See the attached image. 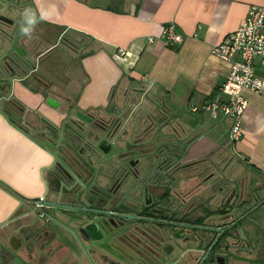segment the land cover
<instances>
[{
    "label": "crops",
    "instance_id": "1",
    "mask_svg": "<svg viewBox=\"0 0 264 264\" xmlns=\"http://www.w3.org/2000/svg\"><path fill=\"white\" fill-rule=\"evenodd\" d=\"M261 4L264 0H5L0 56L14 45L18 53L11 58L20 55L30 67L13 69L8 60L6 73L0 72L5 110L0 112V243L17 237L20 245L14 230L28 227L37 200H59L61 186L51 171L56 158L37 141V131L47 124L73 125L70 119L83 126L92 117L118 129L150 128L153 144L161 135L174 136L185 146V160H210L218 177L250 176L251 189L262 197L264 84L258 93H244L249 106L237 142L230 139L231 118L193 111L229 99L221 87L230 65L213 47L241 25L250 7ZM25 9L35 20L30 36L22 32ZM169 24L182 36L178 44L163 39ZM59 40L65 41L62 49ZM255 65L264 82L262 60ZM61 131L68 136L65 127Z\"/></svg>",
    "mask_w": 264,
    "mask_h": 264
},
{
    "label": "flooded vegetation",
    "instance_id": "2",
    "mask_svg": "<svg viewBox=\"0 0 264 264\" xmlns=\"http://www.w3.org/2000/svg\"><path fill=\"white\" fill-rule=\"evenodd\" d=\"M109 128L113 143L84 179L87 204L65 190L59 201L37 200L28 227L14 230L20 245L0 243V264H264V195L252 177H218L210 160H185L174 136L153 144L150 128Z\"/></svg>",
    "mask_w": 264,
    "mask_h": 264
},
{
    "label": "built area",
    "instance_id": "3",
    "mask_svg": "<svg viewBox=\"0 0 264 264\" xmlns=\"http://www.w3.org/2000/svg\"><path fill=\"white\" fill-rule=\"evenodd\" d=\"M166 45L178 44L182 36L177 33L176 25L169 24L163 31ZM213 53L230 65L229 74L221 90L228 95L227 101H212L201 108L193 107V111L203 110L220 113L233 120L230 139L241 140L244 133V114L249 106L245 91L260 92L263 78L256 71V61L264 64V4L250 7L245 20L233 32L213 47ZM121 56L126 51L121 50Z\"/></svg>",
    "mask_w": 264,
    "mask_h": 264
},
{
    "label": "water",
    "instance_id": "4",
    "mask_svg": "<svg viewBox=\"0 0 264 264\" xmlns=\"http://www.w3.org/2000/svg\"><path fill=\"white\" fill-rule=\"evenodd\" d=\"M12 52L18 53L17 47L14 45L0 56L1 73H6L8 60L21 70H23V65L30 67L28 62L21 58H11L10 53ZM51 101L52 99L49 100L50 103ZM0 112L5 114V110L0 109ZM6 113L14 118L8 108ZM88 120L90 123L86 124L87 126L80 124L77 119H70L73 125L69 124L58 128L55 125L47 124L48 126L45 129L37 131V141L46 144L49 151L56 158L51 171L53 180L60 183V194L65 190L68 193V198H76L79 204L83 206L87 204L82 198L83 195L86 193L91 194L90 185H87V181L85 182L84 179H87L88 174L93 173L92 169L96 166V160H94L96 153L101 154V151L108 153L103 149V145L105 143L112 145L113 143V140L110 139L113 136H111L110 131H107V129H110V125L106 126L98 121L93 122L92 117H88ZM95 126L101 130H98ZM64 127L69 132L67 137L61 131ZM110 158H114V155ZM100 191H102L101 188Z\"/></svg>",
    "mask_w": 264,
    "mask_h": 264
},
{
    "label": "clouds",
    "instance_id": "5",
    "mask_svg": "<svg viewBox=\"0 0 264 264\" xmlns=\"http://www.w3.org/2000/svg\"><path fill=\"white\" fill-rule=\"evenodd\" d=\"M23 19H24V22L27 26H23L22 27V32L25 34V35H31V31L33 29V26L35 24V20L33 19L31 13H30V10L28 9H25L24 13H23Z\"/></svg>",
    "mask_w": 264,
    "mask_h": 264
},
{
    "label": "rangeland",
    "instance_id": "6",
    "mask_svg": "<svg viewBox=\"0 0 264 264\" xmlns=\"http://www.w3.org/2000/svg\"><path fill=\"white\" fill-rule=\"evenodd\" d=\"M0 6H3V2H1V0H0ZM4 27H6L8 32L12 31V29L7 28L8 27L7 25H4ZM57 46H58L57 48L62 49L65 46V41L64 40H59V43H58ZM94 178H95V176L93 177V180H94ZM106 178H108L107 174L103 175L102 173H100L99 174V179H98L99 184L102 185V186L106 185V183H107V179ZM104 179H106V180H104ZM92 186H94V185H92Z\"/></svg>",
    "mask_w": 264,
    "mask_h": 264
}]
</instances>
